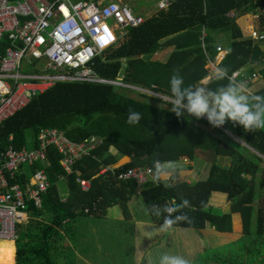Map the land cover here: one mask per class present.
I'll return each instance as SVG.
<instances>
[{
    "label": "trees",
    "instance_id": "obj_1",
    "mask_svg": "<svg viewBox=\"0 0 264 264\" xmlns=\"http://www.w3.org/2000/svg\"><path fill=\"white\" fill-rule=\"evenodd\" d=\"M263 7L264 0H176L170 10L158 11L143 26L130 29L93 65L101 77L116 80L125 73L127 83L153 89L161 96L111 83L59 82L0 126V149L10 144L25 146L27 129L35 131L36 142L47 128L63 131L75 142L92 137L103 140L102 146L78 161L69 174L62 167L58 150L50 149L47 170L51 188L44 196L45 208L30 207L28 221L17 225L12 255L0 250L7 259L0 264H74L70 239L78 217L102 219L118 204L131 216L128 203L139 185L134 180L118 182L120 172L153 167L157 159L195 161L199 156L212 164L207 180L188 185L181 173L191 167H173L168 181L141 193L143 202L163 206L173 199L178 204L187 199L191 207L182 212L192 222L174 226L204 229L210 225L223 232L243 231L236 243L214 249L196 264H253L255 259L256 264H264V129L246 131L230 120L213 127L208 120L187 113L177 117L167 99L174 69H179L185 86L202 84L212 70L208 57L218 54V32L230 35L227 56L220 64L229 76L244 65L260 64L264 57L261 44L244 37L237 18L257 14ZM232 12L236 17L229 16ZM256 27L264 31V15ZM10 45L8 37L0 42V58ZM166 47H174L168 61L151 60ZM227 83L226 79L213 78L206 86L215 89ZM253 94L264 95V85ZM130 108L141 113L138 124L127 123ZM111 147L129 156L130 162L112 168L118 156L110 152ZM224 159L231 161L229 166L221 163ZM64 176L68 178L66 201L58 189ZM77 178L89 180L90 190L83 191ZM163 219L149 214L146 220L162 224Z\"/></svg>",
    "mask_w": 264,
    "mask_h": 264
},
{
    "label": "built area",
    "instance_id": "obj_2",
    "mask_svg": "<svg viewBox=\"0 0 264 264\" xmlns=\"http://www.w3.org/2000/svg\"><path fill=\"white\" fill-rule=\"evenodd\" d=\"M175 1L156 0V8L168 11ZM259 11L253 14L256 19L264 15V7ZM229 16L236 17V13ZM147 19L148 16L137 14L131 4L123 0H0V42L8 37L11 44L0 58V126L56 83L117 85L118 81L97 74L94 61L125 38L130 29L143 26ZM106 27L111 30L114 41L103 47L100 40ZM205 36L203 30V38ZM249 38L264 42V31L251 25ZM227 53L220 44L216 61L210 62L219 64ZM233 75L246 85L258 77L255 72L247 73L244 67ZM9 140L13 141V136ZM98 140L101 139L92 137L75 142L65 132L48 128L39 135L38 146L10 144L0 149L1 240L16 242L17 225L28 221L30 207L45 208L44 196L51 188L47 170L50 149L58 150L62 167L69 174L78 161L96 148ZM152 168H129L120 172L117 180L123 183L134 180L139 186L168 181H157L149 171ZM108 169H103L102 173ZM77 183L83 191L90 190L89 180L77 178Z\"/></svg>",
    "mask_w": 264,
    "mask_h": 264
},
{
    "label": "rangeland",
    "instance_id": "obj_3",
    "mask_svg": "<svg viewBox=\"0 0 264 264\" xmlns=\"http://www.w3.org/2000/svg\"><path fill=\"white\" fill-rule=\"evenodd\" d=\"M110 1L111 0H107V2ZM123 1L126 3H130L132 8L137 14L142 13L150 17L151 15H153L158 11L156 8V0H123ZM250 15L252 16V14ZM109 34L112 35L111 30L108 28L104 36L108 37ZM224 35H228V34L226 33ZM113 41H114V36H113ZM222 44L225 46L226 43L224 42ZM228 44H229V39H228ZM115 46H117V44L113 45L112 48L109 49L108 51L112 50ZM104 54H106V52ZM25 61L26 60L23 61V65ZM126 65L127 64L125 63V66ZM25 69L27 70L28 67H25ZM123 74L125 73H121L120 76H118V78L116 79V81H118V83H116L117 87H121V85L127 84V87H123V88L131 89L135 92L142 94L147 93L153 96H161V94L157 93L153 89L145 88L147 90H144V87H140V85L127 83L124 79L125 77ZM252 87L255 89V85H252ZM25 138H27V145L30 148L32 142H34L35 140V131L32 129L27 130L25 133ZM101 140L97 141L96 148L92 151H95L97 148L102 146L103 140L102 141ZM110 152L118 156L117 157L118 162L114 166H111L112 168H117L130 162L129 156L119 154L114 147H111ZM125 158L127 160L121 162ZM199 158L202 159L203 157L199 156ZM179 164H181L182 166L184 164H189V162L183 160V161H179ZM181 176L183 183H187L188 185H190L191 182L194 183V181L197 179V176L192 177V173L190 171L182 172ZM66 179L68 178L65 177L63 183H61L58 188L59 192H61L60 194L62 200L64 201H66L68 197V191H67L68 184L66 182ZM155 186H159V185L156 183H149L147 185H141L138 187L134 196H132V198L128 203L131 217H128V215H126L123 207H120L119 209L117 206H115L110 210L108 215V220H102L99 218L86 217V216L77 218L78 221L72 224L73 230H76V235H73L72 238L70 239L71 244L73 246L72 255L75 257L74 264H144L145 262H149V261H151L152 264L153 263L158 264L160 254L163 252L182 255L188 260H190L191 264H196L200 257L205 258L210 253H213L214 249L222 248L226 245L236 243L237 240L243 237L244 233L242 230H236L234 231L235 232L234 234L229 235L230 232H223V231L214 232L213 229H209L208 232H210V237L208 236V238L212 239L213 242L209 241L207 244L213 245V247L205 248V245L207 244L204 240H202L205 238V236L201 235V238H198L197 237L199 236L198 229L181 226L179 228L177 241L173 242L174 243L173 246L167 244L157 245V246L155 245L146 252L147 253L146 256L144 252L141 257H136L137 250L138 249L141 250L142 248V240L139 236V232L143 234L142 235L143 238L146 239L145 237L146 229L139 227L140 229L144 230V233H142L141 231L138 232L137 229L135 228L134 220L135 219L142 220L143 218L148 219L149 216L146 209V205L142 200L143 197L141 193L145 190L152 189ZM132 217L134 219H132ZM151 223L152 225L156 224L153 222ZM147 233L152 235L154 232L148 231ZM221 240H225V241L221 242ZM162 242L163 243L166 242L165 237L162 240ZM11 243L12 244L0 243V250L7 252L9 256L12 255L13 246H14L13 242ZM15 247H16V243H15ZM61 258L63 259L64 255ZM5 260L7 259H5L2 253H0V263H3ZM253 264H256V259Z\"/></svg>",
    "mask_w": 264,
    "mask_h": 264
},
{
    "label": "clouds",
    "instance_id": "obj_4",
    "mask_svg": "<svg viewBox=\"0 0 264 264\" xmlns=\"http://www.w3.org/2000/svg\"><path fill=\"white\" fill-rule=\"evenodd\" d=\"M214 79L217 81L226 79L228 83L221 84L215 89L202 84L185 86L179 69H174L170 78L171 96L168 98L172 106L171 111L177 117H182L185 113L196 119L206 117L213 127H221L230 120L234 124L242 125L246 131L264 129V95L251 93L244 82L236 80L235 75H228L226 67L217 68ZM141 119V113L129 109L128 124H138ZM149 171L157 181L167 179L174 171L173 163L157 159ZM190 207L191 202L187 199H183L179 204L173 199L163 206L156 203L146 205L148 214L157 218L164 217L160 225L161 231L170 230L178 222L191 223V218L182 212L183 209ZM176 213L180 214L174 215ZM149 264L152 262L149 261ZM158 264H191V261L182 255L163 252L160 254Z\"/></svg>",
    "mask_w": 264,
    "mask_h": 264
},
{
    "label": "crops",
    "instance_id": "obj_5",
    "mask_svg": "<svg viewBox=\"0 0 264 264\" xmlns=\"http://www.w3.org/2000/svg\"><path fill=\"white\" fill-rule=\"evenodd\" d=\"M250 14H252V13H250ZM250 14L242 15L239 18H237V25L240 27L244 37H246V38H249V28H250L251 25H254L255 28L257 29L256 26H257V23H258V19H256V17H254L253 14H252V16ZM203 30L206 32L205 29H203ZM216 34L217 35H215V37L218 40L219 45L225 42L226 43L225 46L223 44L222 45L228 51V49H227L228 48V39H229V41H231L230 38H229L230 35L229 34L228 35H224L226 33H222V32H218ZM110 35L111 34H109L108 37ZM108 37H105V38H108ZM260 44H261V48L264 51V42H262V43L260 42ZM173 51H174V47H166L162 51H160L157 54L153 55L151 60H153V61L154 60H160V61L166 62V61L169 60L170 56H172ZM210 60L216 61V58L208 57V62H209L210 67H212V70H210L209 74L206 77H204L202 79V81H201L202 85H205V86L210 80H212L214 78V74H215L217 68H220V64L223 61L222 60L219 64L214 65L212 62H210ZM242 67H244L246 69V71L255 72V73L258 74V77L254 81H252L250 84L247 85L248 89L250 91H252L253 93H255L256 90H258L259 88L263 87V85H264V57H263V60H262V62L260 64H255V65L248 64V65H244ZM251 68H253L252 71H250ZM252 85H255V89L252 87ZM27 130H31V129H27ZM26 131H25V133H26ZM26 141H27V138H26ZM25 146H28L27 142H26ZM35 146H38V142H36V139L34 140V142H32V145L30 146V148L31 147H35ZM180 161H183V160H180ZM185 161L189 162V164H184L182 166L183 167L184 166L185 167L190 166L191 170H187V171H190L192 173V177H196L197 176V179L194 181V183L200 182L201 180H203V181L207 180V178L209 177V170H210V167H212V164H210V163H208V162H206V161H204L203 159H200V158L196 159L195 161L190 160V159H186ZM171 162L174 163L173 164L174 168L182 167L181 164H179V161H171ZM221 163H223L224 166H229L231 161L228 160V159H224V160H221ZM175 165H177V166H175ZM187 171H183V172H187ZM64 178H65V176H64ZM194 183L191 182L190 185H193ZM117 207L120 209V207H123V206H121V204H118ZM128 208H129V204H128ZM128 217H131V216H128ZM132 219H134V218L132 217ZM143 219L142 220L141 219H135L134 220L135 228L137 229L138 232L141 231L142 233H144V230L140 229L139 227H141L143 229H146V236H145L146 239L143 238V236H142L143 234H141L139 232V236H140V238L142 240V248H141V250H139V249L137 250L136 257H141L144 252H145L144 254L146 256L147 255L146 252L151 247H153L155 245L157 246V245H166L167 244V245L173 246V244H174L173 242L177 241L179 228L181 226H173L170 230L161 231V229H160V225L161 224L152 225L151 222H149L148 220H145L146 218H143ZM102 220H108V217L102 218ZM77 221H78V219L74 223H76ZM157 226H159V227H157ZM195 229H197V228H195ZM209 229H213L214 232H219V230H217L215 227L210 226V225H208L204 229H198L199 230V236H197V237L201 238V235H204L205 238L202 239V240H204L206 242V244L209 241L213 242L212 239L208 238V236L210 237V232H208ZM215 230H217V231H215ZM148 231H152L154 233L152 235H150L149 233H147ZM234 233L235 232H230L229 235L234 234ZM74 235H76V230H74ZM164 237H165V240H166L165 243L162 242ZM223 241H225V240H221V242H223ZM226 241H228V240H226ZM206 247H213V245L207 244V245H205V248ZM144 264H149V262H145ZM153 264H156V263H153Z\"/></svg>",
    "mask_w": 264,
    "mask_h": 264
},
{
    "label": "bare ground",
    "instance_id": "obj_6",
    "mask_svg": "<svg viewBox=\"0 0 264 264\" xmlns=\"http://www.w3.org/2000/svg\"><path fill=\"white\" fill-rule=\"evenodd\" d=\"M106 30H108V27H106ZM106 32V31H105ZM113 41V36H109L108 38H105L104 36L101 38L100 42L102 44L103 47H106V45L110 44L111 42ZM1 242H8V243H11V242H14V241H8V240H1Z\"/></svg>",
    "mask_w": 264,
    "mask_h": 264
},
{
    "label": "water",
    "instance_id": "obj_7",
    "mask_svg": "<svg viewBox=\"0 0 264 264\" xmlns=\"http://www.w3.org/2000/svg\"><path fill=\"white\" fill-rule=\"evenodd\" d=\"M204 119H206L207 120V118L205 117Z\"/></svg>",
    "mask_w": 264,
    "mask_h": 264
}]
</instances>
